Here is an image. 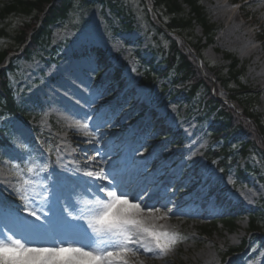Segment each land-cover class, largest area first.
<instances>
[{
	"label": "rangeland",
	"instance_id": "obj_1",
	"mask_svg": "<svg viewBox=\"0 0 264 264\" xmlns=\"http://www.w3.org/2000/svg\"><path fill=\"white\" fill-rule=\"evenodd\" d=\"M4 1L0 0V3ZM200 1L213 24L214 34L208 37L203 26L196 24L191 38L198 43L203 60L223 67L224 71L231 62L226 55L234 54L238 58L240 81L251 91L252 107L264 119V0ZM223 10L231 12L229 19L236 17L244 30L249 32L252 40L247 47L234 42L236 36L226 32L228 21ZM160 11L168 23L171 16L162 8ZM28 17L24 13H15L3 21L2 27L9 35L0 36V49L17 48L14 35ZM167 46L169 38L152 24L143 0H74L68 17L51 28L44 47H40L30 58L20 53L14 54L17 55V71L11 75L12 85L17 101L23 105L26 113L22 117L7 116L0 120L1 124L6 125V142L0 144V233L11 229L17 236L42 240L34 224L48 225L50 217H46L45 213H57L54 204L60 206L63 202L58 197V189H75L73 180L69 183L68 178L62 175L64 173H53L58 167L56 159L60 155L57 145L63 142L70 146L72 154L94 157L91 166L96 171L101 167L105 170L118 162L120 166L127 165V173L138 171L149 176L139 196L145 203L161 187L169 193L164 200L169 201L165 210L171 209V218L160 223L169 230L180 232L187 239L165 257L144 254L143 258L139 257L144 264H223L222 253L229 247L239 246L247 237L249 240L251 238L248 251L237 258L236 264H264V257L261 259L264 255V232L251 234L250 229L254 211L264 212V162L261 150L250 145L247 156H243V152H240L243 148L241 142L229 138L227 143L231 144L227 149L230 157L225 162L229 167V176L224 177L221 168L215 176L206 180L208 162L202 159V154L211 144V137L205 133L211 119H208L209 110L203 109V103H200L201 95L189 98L187 89L190 81L177 82L178 77L173 72L160 77L154 88L145 87L134 95L133 99H138L139 103L144 101L145 106H151V103L155 119H162L163 125H167V133L160 131L162 136H159L160 133H156V136L152 130L153 123L148 125L146 133L141 132L140 126L132 122L135 114L130 115L129 110L133 106L128 107L129 98H124L123 105L118 109L114 106L116 98L123 99L125 91L117 86L105 85L109 84L108 78L104 84L100 83V78L111 70L109 67L103 75L100 74L103 71L97 62L96 50L101 49L108 56V62L121 64L125 72L123 81L126 82L139 79L140 70L151 61L152 66L165 69L163 60ZM250 49L254 52L250 53ZM232 84L236 85L234 82ZM226 91L222 90L220 96L228 99ZM199 103L201 107H198ZM25 116L28 118L25 119ZM85 117L88 118V131L93 133L92 142L83 131L69 127L71 121H83ZM145 118L147 122L152 119L151 115ZM168 132L171 135L169 138L166 137ZM152 141L154 144H151ZM193 142L197 143L188 147ZM174 143L179 146L173 147ZM198 148L201 151L197 153ZM179 151H183L182 154L179 155ZM188 155L197 156L199 163L191 161L182 166L175 177H171L169 169L160 171L169 160L168 167L172 164L177 166ZM52 157L55 158L54 162ZM235 157L238 158L234 162ZM71 160L77 164L82 162L77 157ZM21 161H34L42 169L33 177L37 185L46 186L47 189L37 187L36 191L41 195L32 200V208L41 217L39 220L24 210V202L16 191L19 179L13 175L10 163ZM217 161L212 165H216ZM247 163L252 169H258L259 173L252 172L247 174L246 179L239 178L238 170L244 169ZM115 168L119 169L115 166L111 174L118 171ZM202 168L204 172L200 174ZM52 181L60 184L57 190L49 186ZM218 182H223L228 189L219 201L216 195L220 191L215 189L216 193L210 192ZM178 185L190 191L183 198L177 195ZM77 190L76 193L81 191L87 199L89 192L86 187ZM196 190L205 192L196 199ZM232 197L241 211L232 216L235 225L229 227L221 218L231 206ZM205 198H208L209 207L214 210L197 208ZM21 213L25 214L29 226L28 223H21L24 219ZM214 213L217 215H211ZM16 224L18 228H15ZM22 224H26V230L20 234Z\"/></svg>",
	"mask_w": 264,
	"mask_h": 264
},
{
	"label": "snow or ice",
	"instance_id": "obj_2",
	"mask_svg": "<svg viewBox=\"0 0 264 264\" xmlns=\"http://www.w3.org/2000/svg\"><path fill=\"white\" fill-rule=\"evenodd\" d=\"M87 119L73 120L69 127L91 137L93 133L88 131ZM10 168L19 179L16 191L24 202V210L39 220L41 217L32 208V200L41 195L36 191L37 187L47 189L37 185L33 177L42 169L34 161L10 163ZM84 175L103 181L109 174L101 167L99 171L85 170ZM109 184H112L111 188L98 185L97 194L84 201L85 207L79 209L78 214L67 212V216L81 222L73 238H53L38 243L17 236L11 229L0 233V264H144L139 258L141 251L165 257L187 239L160 223L171 218V209L162 210L166 205L157 208L140 200L139 196L130 198L129 192L117 191L118 185L112 180Z\"/></svg>",
	"mask_w": 264,
	"mask_h": 264
},
{
	"label": "trees",
	"instance_id": "obj_3",
	"mask_svg": "<svg viewBox=\"0 0 264 264\" xmlns=\"http://www.w3.org/2000/svg\"><path fill=\"white\" fill-rule=\"evenodd\" d=\"M71 1L72 0H9L0 6V34L3 35L5 33V29L1 27L2 20L13 13L21 11L31 16V19L20 26L15 39L17 40L19 46L26 44L29 41H31L29 46H37L41 38L46 36L50 24L58 21V19L63 18L66 15ZM152 1L155 3V8L157 10L158 8H162L171 16L170 21L168 22L169 27L175 29L187 40H189L193 48L197 52H200L198 44L191 38L194 26L196 24L202 25L205 33L209 35V37H211L213 33V25L210 23L207 13L200 0ZM40 22L43 23L42 27H39ZM159 28L160 27H158V29ZM160 31L163 32L161 28ZM175 43L176 42L173 41V46L171 47L169 53V70L171 67L172 69L175 67L178 72L181 73L182 78L190 79L192 81V84L194 85H192L189 89V94H193L196 90L198 91V89L205 84H207L208 92H210L211 88L215 85V83L210 80V77L216 78L218 87L217 92H220V90H227L229 96L236 102L238 107L245 112L246 116H253V109L249 103L251 100V94L246 86L241 84L239 81L240 72L238 73L237 68L239 61L235 56L227 55V58L232 60L227 71H224V68L218 65L210 66L205 63L204 68L207 71L208 77L204 78L195 57L183 45L176 47ZM8 51L10 50L0 51V65L5 62ZM168 72L169 71H167V73ZM5 73V70H0V103L4 98L5 103L2 104L8 109L14 110L15 107L13 99L6 87ZM233 79L239 82L238 86L231 84V80ZM143 81L147 84H152L155 82V78L152 76V73L147 72L143 76ZM210 97L212 102L218 103L213 106V109L221 106L217 116L218 123L214 127L220 132V134L228 132L230 125H236V123L237 125L248 129L247 127L249 124L245 120H240L239 115L233 109L223 105L216 96L210 95ZM256 120L264 134V126L261 119L256 118ZM253 228H257V226L253 225Z\"/></svg>",
	"mask_w": 264,
	"mask_h": 264
},
{
	"label": "bare ground",
	"instance_id": "obj_4",
	"mask_svg": "<svg viewBox=\"0 0 264 264\" xmlns=\"http://www.w3.org/2000/svg\"><path fill=\"white\" fill-rule=\"evenodd\" d=\"M254 1H257V0H254ZM222 13H226L227 14V21L228 22L226 24L227 25V28H225L226 32L229 33L232 36H236L234 42L236 41V42H238V44H244V47H247V44L252 40V37L249 35V32L247 30H244V27L239 24V22L237 21L236 17H232L231 19H229L231 12H228L227 10H223ZM245 24H246V22H245ZM253 52H254V50L250 49V53H253ZM92 71H94V69H92ZM68 102L70 103V100H68ZM20 111H21V109H20ZM87 139L88 140H91V137H88ZM59 147L61 148L60 149L61 158L59 159V163H57V166L58 167L56 168V170L53 173L55 174L56 172H59V173L62 172L65 175L68 176V180H71V179L74 180L75 177L78 175V172L75 169H78L79 168L80 170H82L81 168L85 167L86 164H89V162H87L86 159H85V158H87L88 155L85 157V155H80V154H77V153H73V154L70 153V151H69V149H70L69 147L70 146L69 145H66V144H63V142H62V144H59ZM182 152L183 151H179V155L182 154ZM93 154L91 156H93ZM76 157L78 159H81V161H82V165L81 166L77 165V163L75 161H72L71 160V158H76ZM95 157L97 158V156H95ZM197 159L198 158L196 156H194V157L188 159L186 162L196 161ZM114 165L117 166V167H119V170L121 172H124L125 171V168H126L125 165H121L120 166L118 162H115L113 165H110L107 168V172H109L112 168H114L115 167ZM201 170L202 171H200V174H202L204 172V169L203 168ZM162 171H163V169L161 170V172ZM115 176H116V179L115 180H113V176L110 177L104 183V186L107 187V188H111L112 187V184H109V181L110 180H112L113 183L116 184L118 182V177L119 176H117V175H115ZM146 182H147V180L142 184V186L140 187V190L141 189H144V187L146 186ZM129 185H130L129 184V180L126 179V181L124 183H122V190L123 191H127V189H129ZM49 186L51 188H57L58 189L60 187V184H58L55 181H52V182H50ZM165 186H167V184H165ZM161 191H163V189H160L158 191V193H160ZM58 197L64 198L67 201V204H71V202H73L74 209H75L76 202H75V200L71 199V197H69V195L67 194V192H63V193L60 192V193H58ZM160 198H161V195L159 196V198L152 197L149 201H147V203L148 204H151V205H154L157 208H162V205L158 204V199H160ZM60 210H58L57 213ZM162 210H165V208H163ZM144 254H146V253H143L141 251L140 258H143V255ZM263 257H264V255L261 256V259Z\"/></svg>",
	"mask_w": 264,
	"mask_h": 264
}]
</instances>
